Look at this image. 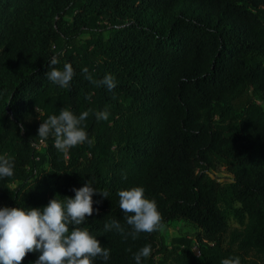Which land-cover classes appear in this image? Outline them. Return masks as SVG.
<instances>
[{
	"label": "trees",
	"instance_id": "16d2710c",
	"mask_svg": "<svg viewBox=\"0 0 264 264\" xmlns=\"http://www.w3.org/2000/svg\"><path fill=\"white\" fill-rule=\"evenodd\" d=\"M53 57L60 70L73 66L67 89L47 78ZM85 67L97 80L112 74L117 87L93 85ZM256 94L264 97V0H0V155L14 162V175L0 178V208L43 209L89 183L108 193L93 196L99 211L78 226L110 250L93 264H136L144 246L153 251L141 264H163L157 254L166 264H264V108ZM61 109L89 111L82 127L91 144L62 153L53 137H38L42 120ZM105 110L109 118L98 121ZM216 164L232 175L226 183L210 175ZM137 186L163 224L188 220L201 230L197 240L105 232L114 220L132 231L118 192ZM220 201L237 202L243 224L228 242Z\"/></svg>",
	"mask_w": 264,
	"mask_h": 264
},
{
	"label": "clouds",
	"instance_id": "9594fccd",
	"mask_svg": "<svg viewBox=\"0 0 264 264\" xmlns=\"http://www.w3.org/2000/svg\"><path fill=\"white\" fill-rule=\"evenodd\" d=\"M58 63L57 58L51 59V70L46 72L47 78L59 87L67 89L75 75L73 66L67 63L63 70H60L54 67ZM82 73L90 83L104 87L109 92L117 87V81L112 74L97 80L87 67L82 69ZM109 115L107 110L95 113L98 121L107 120ZM88 116L89 111H84L77 117L70 110L61 109L58 116L52 115L42 120L38 137L42 141L53 137L54 146L62 153L86 142L91 144L93 141L82 127ZM20 127L23 131V126ZM13 175L14 162L7 158L6 154L0 155V178H10ZM74 191V198L62 202L57 196L43 209L0 208V264H22L26 255L33 252L40 253L36 264H93L98 257L107 261L110 258V250L102 247L100 241L87 229L78 226L84 224L94 212L99 211L93 207V196L99 193L107 198L108 193L97 191L89 183ZM118 196L119 207L132 231L126 235L125 229L114 220L105 224V232L114 229L125 239L128 235L136 239L140 233L151 234L163 230V218L157 204L154 200L146 198L143 187L121 190ZM70 225L73 226L71 231ZM152 251L151 246H144L136 252V264H141L142 258L150 257ZM222 264H240V259H224Z\"/></svg>",
	"mask_w": 264,
	"mask_h": 264
},
{
	"label": "rangeland",
	"instance_id": "374dc122",
	"mask_svg": "<svg viewBox=\"0 0 264 264\" xmlns=\"http://www.w3.org/2000/svg\"><path fill=\"white\" fill-rule=\"evenodd\" d=\"M256 101L260 103V105L264 108V97H260L256 94ZM30 122L35 123L37 121L36 118L29 119ZM210 175L212 177L217 178L222 183H226L232 178V175L223 165H215L211 169ZM4 201L0 200V203ZM220 207L223 208L226 212L229 228L226 233L223 234L224 242L229 241V234L232 230H239L242 229L243 224L238 220L237 213L239 212V204L237 202H233L230 206L227 205L224 201H220ZM163 230L159 231L160 238H163L166 244H169V239L174 236H185L190 238L193 241L197 240V236L201 234V230L193 223L188 220L183 219H174L167 221L163 224ZM170 248V246H169ZM247 258L251 260H257L259 257L252 251L247 253ZM155 260L158 263L166 264L168 259H166L163 254H157L155 256Z\"/></svg>",
	"mask_w": 264,
	"mask_h": 264
}]
</instances>
